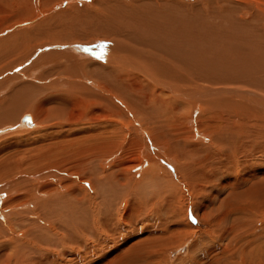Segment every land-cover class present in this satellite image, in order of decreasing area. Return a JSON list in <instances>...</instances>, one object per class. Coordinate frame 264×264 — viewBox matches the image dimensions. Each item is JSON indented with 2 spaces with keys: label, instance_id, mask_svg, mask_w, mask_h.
Wrapping results in <instances>:
<instances>
[{
  "label": "bare ground",
  "instance_id": "bare-ground-1",
  "mask_svg": "<svg viewBox=\"0 0 264 264\" xmlns=\"http://www.w3.org/2000/svg\"><path fill=\"white\" fill-rule=\"evenodd\" d=\"M93 1L38 35L62 45L0 40L34 49L0 67V264H101L133 236L110 264H161L160 219L208 189L227 191L217 223H232L204 216L210 233L242 243L243 214L264 208V0Z\"/></svg>",
  "mask_w": 264,
  "mask_h": 264
},
{
  "label": "rangeland",
  "instance_id": "rangeland-1",
  "mask_svg": "<svg viewBox=\"0 0 264 264\" xmlns=\"http://www.w3.org/2000/svg\"><path fill=\"white\" fill-rule=\"evenodd\" d=\"M80 1L81 0H63V1H60V0H1L0 27L3 30L0 31V40H4L11 34L31 32L30 36L31 38H33L31 42L32 46L37 43L38 45H40L41 43H44V42H55L56 40L48 38V37H45L42 40L40 39L38 40L37 38H39L38 36L39 33H42L46 28L53 29V27H57L58 24H61L62 26L68 25L71 20L70 18H74L73 16L76 17V16L82 15L81 13H79V11H78L79 13L78 14L76 10H78L79 8H83L85 5L90 7L94 2L93 0L91 2L90 0H83L82 1L83 3ZM119 1L128 2L129 0H119ZM199 1L200 0H183V3L184 5H188V4L192 5V4L198 3ZM107 7L114 9V5L110 3L107 4ZM182 13L185 14L183 10H182ZM194 13H195L194 10H189L187 15L191 16ZM45 34H49V33L45 31ZM8 41L7 42L4 41L5 43L4 42L0 43V52H1L0 53V67H4L5 65L10 64L8 62H11V60H12L11 64L18 63L20 62L22 57H24L23 55L26 52H27L26 55L29 56L28 53H31L34 50V49L30 50L32 48L31 46L28 45V43H22L21 48L16 49V46H13L12 48L11 46L14 44L13 41H9V42ZM56 43L57 45H62V44H59L57 41ZM6 46L9 50L6 48ZM62 51L63 50H60L59 48H53V47L52 49L50 48L46 50L45 48H43L42 50L35 52L32 60L39 58L38 56L39 54L42 59V58L48 57L50 54L54 55L55 54L54 52H62ZM68 51H69L68 47L65 48L64 52H68ZM75 53L80 54L78 50ZM30 63L31 61L29 63L26 62V65L29 66ZM10 68H7L6 73H8L11 77L16 76L18 77V79L27 78L22 72H20L21 70L17 69L18 68L17 66L15 67V65H13ZM51 77L55 79V77L53 76ZM25 117H27L28 119L26 121H23V118ZM31 119H32V116L30 114H24L20 121L22 123L26 122L25 124H28L31 122ZM16 128L17 127H12L10 129V132L15 131ZM222 184L223 182H221V185ZM226 192L227 191L222 190L221 192L216 194L212 191V189H208L204 192V195H206V197L209 195L210 199L212 197L213 199H211V202L208 201L209 199H206L203 201L202 196H201L200 200L198 201L197 207L195 208L196 210L189 209L185 211L184 213L185 217L183 215L178 214L179 216L177 220L170 219V216H167V218L163 217V220L160 219V227L167 229V231H170L169 233L172 232L171 234H173V237H172V240L167 242L166 247H156V249H158L159 254H157L156 256L157 258L154 257L155 259L151 257L150 262L156 261L158 259V260H161L160 262L161 264H164V263L165 264H231V260L230 259L226 260L225 258L227 254H223V255L219 254L220 248L225 249L226 247L229 246V252H231V254H233V256L235 257L232 260L233 264L234 263L235 264H264V253H263L264 252V208L256 209V208L250 207L248 208V210L249 209L251 210L246 211L243 214L246 220L243 227L247 231V233L244 234V237H247L248 239L244 238L243 239L244 241L242 240V243L241 241L239 242L236 240L237 242L233 241L234 243L229 242L228 244L225 238H222L219 241L217 237L215 238L214 234L212 235V233H210L207 223L204 220H202L204 216L210 215L211 220L214 223L213 229L215 228L214 231H218V233L219 231L220 232L223 231L224 227H229L232 225V223L230 222L224 225L223 223L222 224L217 223V219L226 211L225 209L219 210V212L217 211L220 208L219 203L221 199L224 197V195H226ZM201 201L203 202L201 203ZM175 220L177 221L176 225H174ZM259 221H261V223ZM173 230L174 231L179 230V232L177 233V232H174ZM186 232H187V235L185 236ZM155 236H157V234L152 235V237H155ZM167 236H169V234H166V237L164 236L165 238H163L162 240L167 239L168 238ZM142 238H145V237H142ZM142 238L139 236L138 237L133 236L131 240L128 241L126 244L118 243L119 244L118 246H120L118 251L111 249V248L104 250L105 254L104 255L102 254L103 257L102 255L99 257L100 258L99 262H101V264H104V263L106 264L107 262H108L107 264H110L111 262L114 263V261L116 260L115 263L117 262L119 263L122 260L121 258L124 259L126 256L124 255L125 254L124 251H126L125 247H127L130 243L134 241H140V239ZM245 240L247 241L250 240V242L253 241L254 243L251 242L253 243V245L247 241H246L247 243H245ZM180 243L181 245L179 247H176V245ZM239 244L242 245V247L246 246L245 248L249 247L251 249L250 250L249 248H247L250 250V252L249 251L246 252L247 256L245 255L241 260L238 259V256L240 254L239 251L236 252V250L239 249L238 247L241 248ZM232 245L233 246L235 245V246L233 247ZM213 250L214 252L210 253ZM121 255H123L124 257L122 256L120 258ZM142 255L143 254H141V256ZM115 257L117 258L114 259ZM131 259L132 260L134 259L133 261L131 260L133 264H136V263L138 264L141 261H142L141 263L143 264V261H145L144 259H140V258L137 259V258L132 257Z\"/></svg>",
  "mask_w": 264,
  "mask_h": 264
},
{
  "label": "water",
  "instance_id": "water-1",
  "mask_svg": "<svg viewBox=\"0 0 264 264\" xmlns=\"http://www.w3.org/2000/svg\"><path fill=\"white\" fill-rule=\"evenodd\" d=\"M27 120V118L25 117V118H23V121H26Z\"/></svg>",
  "mask_w": 264,
  "mask_h": 264
}]
</instances>
